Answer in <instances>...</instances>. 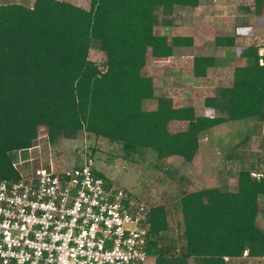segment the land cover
I'll return each instance as SVG.
<instances>
[{
    "label": "trees",
    "instance_id": "trees-1",
    "mask_svg": "<svg viewBox=\"0 0 264 264\" xmlns=\"http://www.w3.org/2000/svg\"><path fill=\"white\" fill-rule=\"evenodd\" d=\"M199 2L90 0L88 10L60 0L0 5V180L18 178L9 153L31 148L40 128L50 146L82 133L119 145L127 160L152 154L161 169L172 156L191 162L200 136L211 128L263 120L264 65L254 47L237 49L236 56L252 64L235 67L232 86L204 100L215 116L198 117L192 107L175 109L167 98H158L155 110H143L155 88L153 79L141 76L147 54L170 58L176 49L192 47L191 38L168 39L154 28L172 25L175 6L196 8ZM93 42L104 57L101 63L88 58ZM218 44L232 47L234 40L226 37ZM213 66V58L194 57V77H205ZM171 121L188 127L170 133ZM252 173L239 171L235 192L207 188L182 194L184 248L178 253L159 246V235L168 228L166 214L162 206L151 208L148 253L155 264H226L223 257L244 252L262 258L264 233L256 221L264 173L257 178Z\"/></svg>",
    "mask_w": 264,
    "mask_h": 264
},
{
    "label": "built area",
    "instance_id": "built-area-1",
    "mask_svg": "<svg viewBox=\"0 0 264 264\" xmlns=\"http://www.w3.org/2000/svg\"><path fill=\"white\" fill-rule=\"evenodd\" d=\"M41 131L29 150L48 142ZM151 208L99 176L89 155L70 169L40 162L0 180V264H149Z\"/></svg>",
    "mask_w": 264,
    "mask_h": 264
},
{
    "label": "rangeland",
    "instance_id": "rangeland-1",
    "mask_svg": "<svg viewBox=\"0 0 264 264\" xmlns=\"http://www.w3.org/2000/svg\"><path fill=\"white\" fill-rule=\"evenodd\" d=\"M60 1H66L85 10H88L90 5V0ZM33 2L34 1L31 0H0V5L20 4L30 7L33 5ZM199 4L202 6V10L197 12L198 24L193 27L199 29L206 25L204 30L207 34L213 31L215 27H218L219 30L221 29L217 34H229L232 28L236 30L242 27V25L239 24L241 21L240 16L243 12L242 8L250 7L254 9L251 10L254 11V13L250 16L251 25H248V27H254V16L256 22H258L259 14L262 13V16L264 13V11H259L258 8L255 10L254 0H202V3ZM204 12H207L205 15L209 17V20L203 18L202 13ZM205 22L208 25L205 24ZM155 33L158 35H174L176 32L155 29ZM249 33L247 37H252L254 39L245 43L248 46L257 47V50L262 48V51L258 52V56L263 60L260 61L263 62V64L260 62L259 64L264 65V32L252 28ZM197 40L199 41L200 39ZM210 43L211 40L209 39L208 44L204 43L205 47L209 48ZM243 43L244 42H242L241 45H244ZM197 51L198 48H195L191 53L194 55L199 54V51ZM229 51H226L225 54L221 53L220 56L222 58L229 57L233 49H229ZM210 53L213 55L216 54L214 50H211ZM88 58L94 63H101L104 59L102 53L97 49V44L95 42H93L90 48ZM229 60H231V58ZM231 61L235 67L252 64V61L248 59L234 58ZM227 63L225 59V64ZM224 76L226 75L224 74ZM220 88L215 90L217 91ZM146 108L147 107H144V109ZM215 115L216 114L213 112L212 116ZM40 131L43 134V131L46 130L40 128ZM205 134H207L206 139H204L205 136L203 134L199 139L203 142H201V144L204 148L200 153L203 155L205 150V153L208 151L209 154L212 153V155H208L206 158L202 155L196 156L198 166H196L197 168L189 170L183 169L181 165L177 163L183 160L181 158L172 161L169 172H164L159 168V164L152 154H146L142 158L136 156L133 161L124 159L119 145L111 144L106 140L97 139L93 136L88 137L82 133L74 140L61 139L55 146H50L47 140L41 139L39 141L40 147H33L31 150L12 151L9 153V159L12 164H21L17 167L16 171L14 170L18 176L19 173H28L30 167L39 165L40 162L50 161L56 167L65 169L81 167L84 164L86 156L92 154L91 156L95 162V169L99 176L125 189L133 196L137 198L141 197L149 206L171 204L173 200H178L177 202H179L181 194L196 189H224L223 186H225L229 191L235 192L237 190L236 182L238 180L239 171L251 170V164L256 166L255 172L252 173L253 177L257 178L261 173H264V119L261 121L248 119L239 122H227L209 129ZM246 135H250V138L247 143H243L241 146ZM201 144H199V148ZM231 153H238L241 154V156H238V158H236L237 160H234L228 158ZM198 157H200L202 162L198 160ZM259 199V203L262 206V220L260 221V225L263 227L264 197ZM171 208L172 207H170V209ZM174 210V214L177 218L176 216H170L169 229L160 236L164 249L168 250V252H171L169 249L171 238L177 239L178 244L184 245V242L182 243L181 241L182 239L180 240V238H182L181 231L179 230L180 225L178 227L176 224L182 219L181 211L180 209ZM175 229H178V232H175ZM149 264H155L154 257L151 258Z\"/></svg>",
    "mask_w": 264,
    "mask_h": 264
},
{
    "label": "crops",
    "instance_id": "crops-1",
    "mask_svg": "<svg viewBox=\"0 0 264 264\" xmlns=\"http://www.w3.org/2000/svg\"><path fill=\"white\" fill-rule=\"evenodd\" d=\"M31 1H34V0H31ZM199 3H202V0H200ZM254 4H255V0H254ZM255 7H256L255 10H257L258 8L259 11L261 12L264 11L263 10L264 4L260 6L255 5ZM199 10H202V6H200V4L196 8L175 6L172 10V15H171L172 25L165 26V25L159 24L154 28V34H156L155 29H162V31L167 30L169 32H176L174 35H170V34L159 35V36H165L168 39H171L173 37H189L192 39V47L191 49H182V48L176 49L174 52V56L170 58L156 59V58H153L150 55V53L147 54L145 66L141 70V76L153 79L155 82V88L153 90V96H154L153 99L145 100L143 102V105H142L143 110L145 111L155 110L157 107V99L167 98L172 101V107L175 109L182 108V107H192L194 109L196 116L212 117L213 112L212 110L205 108L204 100L206 98L214 97L216 93L215 89L220 88V87L229 88L232 86L233 73H234L235 66H233L231 60L234 58H238L236 56L237 49L241 50V49H245L248 47H253V46H248L245 43L247 41H252L254 39L252 37H249V38L247 37V35L250 34L249 32H251L252 28L254 30H261L262 32H264V13L261 16L262 13L260 12L261 14H259L258 22H256L255 16H254V23H253L254 27H248V25H251L250 16L252 15V13H254V11H251V10H254V9L250 7L248 8L246 7V8H242L243 12L241 13V16H240L241 21L239 22V24L242 25V27H239L236 30H233L232 28L229 34H217L218 32H220L221 29L219 30L218 27H215L213 31H211L212 34L211 32L207 34L206 31L204 30L206 25L199 29L196 27H193L198 24V20H197L198 13L197 12ZM206 13L205 12L202 13L203 14L202 16L205 20H209V17L205 15ZM205 24L207 23L205 22ZM256 24L259 26H257ZM226 37L233 38L234 46L227 47V46H221L218 44V40L226 38ZM197 39H200V40L198 41ZM209 39L211 40V43H210V47L207 48L205 47V44H208ZM242 42H244L243 43L244 45H241ZM195 48H198L199 54L194 55L191 53V51L194 50ZM254 48H257V47H254ZM229 49H233V51H232V54L230 55L231 57L230 56L224 57L223 55V57L228 62L227 64H225V59L222 58L220 54L221 53L225 54L226 51H229ZM211 50H214V52L218 55L216 54L213 55L212 53H210ZM260 51H262V48L258 49V52ZM194 57H210L214 59V66L207 70V74L203 78H196L193 75V58ZM230 58L231 60H229ZM224 74L226 76H224ZM144 107H147V108L144 109ZM187 127H188V123L185 121H171L168 124V130L170 133L185 131ZM206 135L207 134H205L204 136ZM201 142L202 141L199 140V144H201ZM199 149H198L196 156L202 155L200 153V151L202 152V150L204 149L202 147V144L200 145ZM206 153L204 150V153L202 155L204 156V158H206L208 155H212V153L209 154L208 151ZM196 156L193 158L191 162L186 163L185 161L182 160V161H178L177 163L181 165L183 169L189 170V169L197 168L196 166H198V163L196 161L197 160ZM238 156H241V154L231 153V155H229L228 158L237 160L236 158H238ZM178 158L179 157L177 156H172V157L167 158L164 161L163 163L164 165L161 167V170L164 172L165 171L169 172L171 169L172 161L179 160ZM198 160H200V157H198ZM251 170H253L252 172H255L256 166L251 164ZM223 188L228 190V188H226L225 186H223ZM198 190H203V189H196L191 192H195ZM191 192H188V193H191ZM181 196L182 194L180 195V197ZM139 198L143 200L141 197ZM177 201L178 200L176 201L173 200L171 204L160 205L164 207V210H165L167 224H168L167 230L169 229V226H170V222H169L170 216L175 217L176 215L174 214L175 213L174 209H179ZM153 207H156V206H152V208ZM170 207L172 208L170 209ZM261 214H262V211L258 215L256 223H257V226L264 233V226L262 227V225H260V221L262 220ZM181 218H182V214H181ZM180 223H182V219L180 220L179 223H176L178 227L180 225L179 230L181 231V236H182V224ZM174 231L178 232V229H175ZM164 232L166 231L161 232L159 236H162V233ZM181 239L183 238H180V240ZM181 241L183 243V240ZM159 242H160L159 246L164 248L161 238ZM183 248H184V245L182 246V244L181 245L178 244L177 239L176 240L174 238L170 239L169 249L171 253L175 252L177 249L181 251L183 250ZM191 264H193V262ZM226 264H264V258H261V257L252 258V257H249L248 255L247 256L242 255L241 257H237V258H229V261L226 262Z\"/></svg>",
    "mask_w": 264,
    "mask_h": 264
}]
</instances>
